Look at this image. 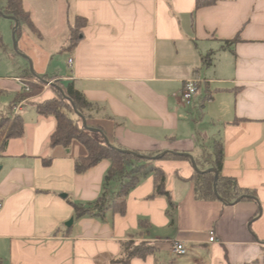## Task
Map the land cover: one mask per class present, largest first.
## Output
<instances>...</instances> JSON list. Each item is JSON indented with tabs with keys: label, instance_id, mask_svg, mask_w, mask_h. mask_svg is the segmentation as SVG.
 Returning <instances> with one entry per match:
<instances>
[{
	"label": "crops",
	"instance_id": "0c3cea01",
	"mask_svg": "<svg viewBox=\"0 0 264 264\" xmlns=\"http://www.w3.org/2000/svg\"><path fill=\"white\" fill-rule=\"evenodd\" d=\"M23 7L35 29L22 27L18 60L0 49V115L24 121L22 137L0 143V264H117L130 238L156 248L131 264H264V0H23ZM77 17L86 20L81 40L62 52ZM40 78L52 81L29 97L23 83ZM192 78L202 82L188 105L182 90ZM57 80L84 95L109 142L153 155L174 209L156 194L151 172L128 194L124 215L75 218L71 203L95 202L111 163L77 174L85 148L50 146L56 121L35 105L55 98ZM215 140L223 175L256 199L196 200L192 161ZM164 154L186 158L159 159ZM176 242L185 256L172 254Z\"/></svg>",
	"mask_w": 264,
	"mask_h": 264
},
{
	"label": "trees",
	"instance_id": "16d2710c",
	"mask_svg": "<svg viewBox=\"0 0 264 264\" xmlns=\"http://www.w3.org/2000/svg\"><path fill=\"white\" fill-rule=\"evenodd\" d=\"M201 2L197 3V7ZM9 18L13 23L18 22L14 29L15 38L19 37L22 27L28 26L34 30L30 14L23 7V0H0V17ZM86 25L83 18H75L70 26V36L62 52L74 51L81 40V29ZM238 40L230 42L235 44ZM3 40L0 33V48ZM212 54L203 58L204 64H209ZM52 79L40 78L30 85L29 97L42 92L45 83ZM50 87L55 92V98L35 105L39 115L54 117L56 128L50 137V146L69 148L78 143L86 150V155L75 160V171L84 174L103 160L111 163L104 178L103 192L100 197L87 205L72 204L75 218L94 216L103 219L106 212L113 211L124 215L126 212V198L130 191L140 182V177L151 172L155 174L156 194L168 199L170 207L175 208L170 193L165 188L166 176L164 172L153 165V155L142 156L140 154L123 151L111 142H106L102 131L90 121L89 110L92 105L84 95L75 89L72 82L54 81ZM2 90L0 89V95ZM82 117L85 118L87 127L83 126ZM89 128L98 129L91 131ZM24 134V121L21 116L14 118L0 115V143L5 147L11 139L22 137ZM186 158L176 154H164L159 159ZM224 153L221 140L213 141L208 151H204L201 161L195 160L199 170H195L191 181L194 184L195 198L198 201H220L224 205H232L237 202L256 199L254 192L242 189L232 178L223 175ZM49 163V162H47ZM214 170L217 172L209 171ZM117 182L119 189L112 191L110 183ZM122 256L113 260L117 264H131L132 259L153 255L156 248L146 242H135L133 238L123 244ZM264 258V253H263ZM255 263V262H254ZM253 263V264H254Z\"/></svg>",
	"mask_w": 264,
	"mask_h": 264
},
{
	"label": "built area",
	"instance_id": "2783aa9c",
	"mask_svg": "<svg viewBox=\"0 0 264 264\" xmlns=\"http://www.w3.org/2000/svg\"><path fill=\"white\" fill-rule=\"evenodd\" d=\"M67 65L70 69L74 66V59L69 58ZM17 81L23 83L20 79ZM201 80L199 78H192L187 80L184 84L182 90V99L186 104H191L194 96L197 94L199 87L201 85ZM25 92H30L29 85L23 83ZM216 241L215 235L213 232H210L209 242L213 243ZM172 254L175 256H185L187 254V250L185 245L182 242H176L172 247Z\"/></svg>",
	"mask_w": 264,
	"mask_h": 264
},
{
	"label": "rangeland",
	"instance_id": "374dc122",
	"mask_svg": "<svg viewBox=\"0 0 264 264\" xmlns=\"http://www.w3.org/2000/svg\"><path fill=\"white\" fill-rule=\"evenodd\" d=\"M15 27V26H14ZM13 26L11 21H7L4 20L3 17H0V33L2 36V40H3V47H1V52H4V50L7 48V52H9L11 50V54L13 55V58H15L13 61H17L19 58L18 56H16L15 54V48L14 46L17 45L19 50H23L22 48V43L19 42V38L17 37V39L13 36ZM10 54V53H9ZM60 60L64 61L66 60V54L65 53H60ZM61 61V62H62ZM59 67H62L61 64L58 63ZM29 70L31 71V67H29ZM28 94H30V92H28ZM136 242V241H135ZM139 243V242H137Z\"/></svg>",
	"mask_w": 264,
	"mask_h": 264
},
{
	"label": "water",
	"instance_id": "95a60500",
	"mask_svg": "<svg viewBox=\"0 0 264 264\" xmlns=\"http://www.w3.org/2000/svg\"><path fill=\"white\" fill-rule=\"evenodd\" d=\"M17 25H18V22H16L15 21V27H14V29L17 27ZM14 37H15V31H14V35H13ZM81 118H82V120H83V126L84 127H87V123H86V120H85V118L84 117H82L81 116ZM89 130H91V131H98V129H92V128H89ZM105 140H106V142L108 143L109 141H108V139L105 137ZM163 156V155H162ZM161 156V157H162ZM192 164H193V166H194V168L197 170V166H196V164H195V162L194 161H192ZM209 171H212V172H215V174H216V177H217V172L216 171H214V170H209ZM72 224V222H70V225Z\"/></svg>",
	"mask_w": 264,
	"mask_h": 264
}]
</instances>
